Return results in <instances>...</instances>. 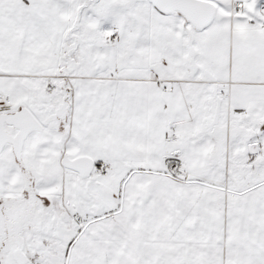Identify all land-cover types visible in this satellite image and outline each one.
<instances>
[{"label": "snow or ice", "instance_id": "obj_1", "mask_svg": "<svg viewBox=\"0 0 264 264\" xmlns=\"http://www.w3.org/2000/svg\"><path fill=\"white\" fill-rule=\"evenodd\" d=\"M0 264H264V0H0Z\"/></svg>", "mask_w": 264, "mask_h": 264}]
</instances>
